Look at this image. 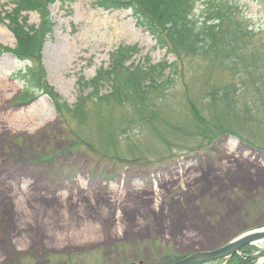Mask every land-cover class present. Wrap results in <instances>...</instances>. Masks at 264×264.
I'll use <instances>...</instances> for the list:
<instances>
[{
  "label": "rangeland",
  "instance_id": "rangeland-1",
  "mask_svg": "<svg viewBox=\"0 0 264 264\" xmlns=\"http://www.w3.org/2000/svg\"><path fill=\"white\" fill-rule=\"evenodd\" d=\"M100 1L47 5L24 60L0 1V264H170L264 225V6L233 0L251 34L195 56ZM114 65L153 82L129 102Z\"/></svg>",
  "mask_w": 264,
  "mask_h": 264
},
{
  "label": "trees",
  "instance_id": "trees-1",
  "mask_svg": "<svg viewBox=\"0 0 264 264\" xmlns=\"http://www.w3.org/2000/svg\"><path fill=\"white\" fill-rule=\"evenodd\" d=\"M16 1L14 0V5L17 13L10 18L16 28L10 27V29L19 45H22L18 46L20 49H17L15 54L24 60L29 56L26 55V46L24 47L23 44L31 41L34 45L31 50L38 53L36 47L38 44L43 47L44 38L54 28L51 13L47 7L54 0H45L46 6L44 3V6H39L37 9L33 8L35 5H39L42 0ZM198 1L202 0H101L98 5L104 9L132 10L138 24L150 32L158 46L174 54L208 55L226 46H231L234 40L246 39L251 34L236 17L239 7L233 0H205L207 11L201 12L200 18L197 16ZM257 2L264 6V0H257ZM33 10L40 11L42 16L39 28L42 35L40 41L26 35L21 30L23 27L18 23L19 12L27 13ZM1 49L3 48L0 47ZM130 69L124 65H114L108 72H110V77L120 78L117 79L115 87L118 95L126 96L129 102L133 103L139 96V91L142 92L145 88L143 81L152 83L153 79L148 73L138 69L131 72ZM101 75L102 72H99L98 76ZM98 76L90 83L97 81ZM35 89L37 88L33 85L28 87L25 93L26 97H29ZM141 99L145 100L143 97ZM144 107L145 104L139 111L142 114L145 112ZM252 249L253 247L244 248L240 255H236L226 264H251L254 260Z\"/></svg>",
  "mask_w": 264,
  "mask_h": 264
},
{
  "label": "water",
  "instance_id": "water-1",
  "mask_svg": "<svg viewBox=\"0 0 264 264\" xmlns=\"http://www.w3.org/2000/svg\"><path fill=\"white\" fill-rule=\"evenodd\" d=\"M258 243L264 244V225L240 235L217 249L196 252L171 264H210L218 261L229 262L245 247L257 245ZM261 252H264V250ZM258 263L259 261H255L252 264Z\"/></svg>",
  "mask_w": 264,
  "mask_h": 264
}]
</instances>
